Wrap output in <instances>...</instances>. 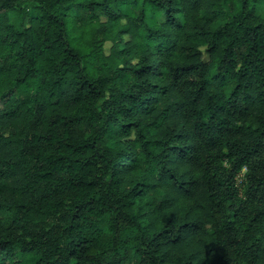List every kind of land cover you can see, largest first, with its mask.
<instances>
[{"label":"trees","instance_id":"obj_1","mask_svg":"<svg viewBox=\"0 0 264 264\" xmlns=\"http://www.w3.org/2000/svg\"><path fill=\"white\" fill-rule=\"evenodd\" d=\"M261 5L0 0V264H264Z\"/></svg>","mask_w":264,"mask_h":264},{"label":"rangeland","instance_id":"obj_2","mask_svg":"<svg viewBox=\"0 0 264 264\" xmlns=\"http://www.w3.org/2000/svg\"><path fill=\"white\" fill-rule=\"evenodd\" d=\"M261 9H262V13H264V5H261ZM117 30H119V29H117ZM88 35H90V34H88ZM108 35H110L111 37L109 36L108 40H106L103 43V45H102V51L104 52V54L106 56L112 55V53H113V44H114L113 43V39L115 38L114 33L110 34V32H109ZM129 40H130L129 35L126 32H122L121 39H120V42L118 44V48L119 49L123 48L125 46V44L127 42H129ZM196 49L201 50L203 52V60L207 61L208 55L204 52L206 47L205 46H200V47H198ZM134 61H135L134 59L131 60V62H134Z\"/></svg>","mask_w":264,"mask_h":264}]
</instances>
